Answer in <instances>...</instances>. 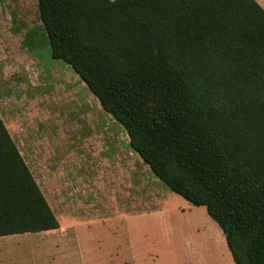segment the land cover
I'll return each instance as SVG.
<instances>
[{
    "label": "trees",
    "instance_id": "trees-1",
    "mask_svg": "<svg viewBox=\"0 0 264 264\" xmlns=\"http://www.w3.org/2000/svg\"><path fill=\"white\" fill-rule=\"evenodd\" d=\"M77 74L234 264H264V9L256 0H37ZM59 223L0 118V238Z\"/></svg>",
    "mask_w": 264,
    "mask_h": 264
},
{
    "label": "rangeland",
    "instance_id": "rangeland-1",
    "mask_svg": "<svg viewBox=\"0 0 264 264\" xmlns=\"http://www.w3.org/2000/svg\"><path fill=\"white\" fill-rule=\"evenodd\" d=\"M0 118L61 223L92 215L89 236L81 233L84 259L234 264L206 208L154 177L79 76L52 58L37 0H0ZM24 245L29 264L80 258L72 243Z\"/></svg>",
    "mask_w": 264,
    "mask_h": 264
},
{
    "label": "crops",
    "instance_id": "crops-1",
    "mask_svg": "<svg viewBox=\"0 0 264 264\" xmlns=\"http://www.w3.org/2000/svg\"><path fill=\"white\" fill-rule=\"evenodd\" d=\"M264 9V0H256ZM54 213V212H53ZM86 216L81 215L77 218H73L68 224L67 222L61 223L59 218L54 214L58 220L59 228L47 232H41L36 234H23L13 235L0 238V264H29V260L25 259L23 251L26 246L24 244L32 243L34 247L41 246L44 242L46 245H51L54 248L59 246H67V244H74L77 255L80 257L75 264H95L94 261L86 260L83 258V240L81 233L89 236V229L91 228L92 215L86 212ZM137 216L138 214H134ZM96 215H94L95 218ZM104 224V222H102ZM83 228V229H81ZM83 230L84 232H82ZM43 233H54L52 236H42ZM21 239V240H20ZM11 240H18L19 242H11ZM8 241V242H5ZM62 261L46 260L37 264H60ZM109 264V263H108Z\"/></svg>",
    "mask_w": 264,
    "mask_h": 264
}]
</instances>
